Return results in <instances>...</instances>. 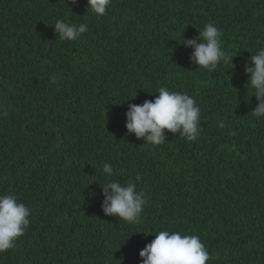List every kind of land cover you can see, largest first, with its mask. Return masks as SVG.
I'll use <instances>...</instances> for the list:
<instances>
[{
  "label": "trees",
  "instance_id": "obj_1",
  "mask_svg": "<svg viewBox=\"0 0 264 264\" xmlns=\"http://www.w3.org/2000/svg\"><path fill=\"white\" fill-rule=\"evenodd\" d=\"M86 6L0 0V195L30 209L0 264H142L161 230L199 236L207 264H264V117L245 73L264 46V0H111L103 16ZM56 20L88 31L62 40ZM207 23L233 56L213 71L181 44ZM160 87L199 106L195 141L127 134L128 105ZM108 180L145 193L139 223L104 215Z\"/></svg>",
  "mask_w": 264,
  "mask_h": 264
},
{
  "label": "clouds",
  "instance_id": "obj_2",
  "mask_svg": "<svg viewBox=\"0 0 264 264\" xmlns=\"http://www.w3.org/2000/svg\"><path fill=\"white\" fill-rule=\"evenodd\" d=\"M71 2L76 3V0ZM110 4L111 0H87L86 8L103 16ZM52 27L62 40L67 41H75L88 31L84 23L64 20H56ZM198 33L191 39L181 38V44L192 49L190 63L208 71L215 70L221 61L232 63L233 56L222 48L223 33L213 23L205 24ZM245 73L253 91L250 97L255 96L257 101L251 111L258 118L264 117V46L251 55L245 65ZM157 93L151 101L128 105L125 113L127 134H134L137 139L142 138L144 143L151 145L166 142L165 130L195 141L200 132L201 116L195 100L187 93L170 91L166 87H160ZM219 127H224L223 121L219 122ZM103 173L112 175L113 168L109 163H104ZM100 188L103 195L101 209L105 216H115L129 223L140 222L147 197L143 191L137 190L135 182L123 185L119 180H108ZM29 216L30 209L16 196L0 195V253L13 248L17 239L25 234L30 224ZM154 236L139 252L142 264H207L210 259L209 252L197 235L161 230Z\"/></svg>",
  "mask_w": 264,
  "mask_h": 264
}]
</instances>
